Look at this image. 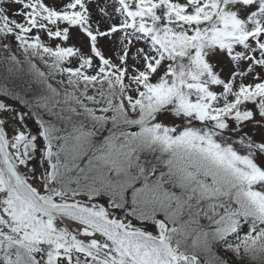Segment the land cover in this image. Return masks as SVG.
<instances>
[{
    "label": "snow or ice",
    "instance_id": "obj_1",
    "mask_svg": "<svg viewBox=\"0 0 264 264\" xmlns=\"http://www.w3.org/2000/svg\"><path fill=\"white\" fill-rule=\"evenodd\" d=\"M0 264H264V0H0Z\"/></svg>",
    "mask_w": 264,
    "mask_h": 264
}]
</instances>
